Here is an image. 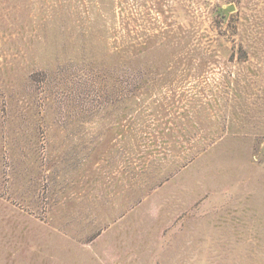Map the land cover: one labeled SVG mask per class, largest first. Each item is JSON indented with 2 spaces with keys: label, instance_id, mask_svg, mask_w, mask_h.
Listing matches in <instances>:
<instances>
[{
  "label": "rangeland",
  "instance_id": "obj_1",
  "mask_svg": "<svg viewBox=\"0 0 264 264\" xmlns=\"http://www.w3.org/2000/svg\"><path fill=\"white\" fill-rule=\"evenodd\" d=\"M0 264H264V0H0Z\"/></svg>",
  "mask_w": 264,
  "mask_h": 264
}]
</instances>
